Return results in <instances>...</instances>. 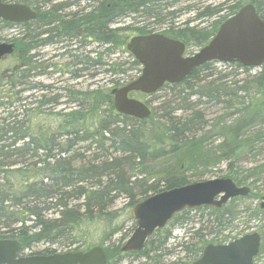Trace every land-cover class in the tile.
<instances>
[{"label": "trees", "instance_id": "16d2710c", "mask_svg": "<svg viewBox=\"0 0 264 264\" xmlns=\"http://www.w3.org/2000/svg\"><path fill=\"white\" fill-rule=\"evenodd\" d=\"M17 1L32 6L37 15L33 23L28 22L20 25L26 30L22 34H18L17 40L14 41L18 51L22 49L29 52L36 49L39 35L45 32L42 30L40 33V29L43 28L46 21L54 20L56 25L52 26L51 30L49 29L52 32L50 34L52 42L55 36L62 35L65 38H70L76 35L77 38L81 37L83 40L90 38L99 47H104L103 52H96L97 60L85 56L80 59L79 56H74L75 60L79 62L77 65L80 64L86 69L87 66H93L96 67V70L101 67H109L105 68L104 73L109 72L115 75L126 73L127 69L120 67L127 63L132 70L137 69L138 73L141 72L140 65L127 51L126 45L133 37H130L131 33L137 36L150 35L155 32L150 28V24L142 23V20L138 21L137 25L139 24V26L112 27L111 25L134 14L140 15L139 19L147 17L154 20L162 9H168L175 0H93V8L88 12L80 10L67 17L60 15L59 10L53 8L49 11L48 19L47 11H42L39 6L38 1L40 0L36 2ZM249 3L256 7L257 13L264 21V0H246L244 5ZM244 5H241L240 2L232 5L230 7L232 11L221 16L218 21L211 24L209 29L197 26L184 28L179 26L175 30L173 28L164 29L161 33L183 42L187 50L191 45L201 49L215 36L220 25ZM209 8L206 7V11L199 13L195 20L211 17L214 15L213 13L221 11L220 6L215 8L213 13ZM152 23H157V21ZM2 26L6 25L2 24ZM93 28L96 31H93ZM28 33H30L29 37ZM116 52L127 54L131 60L111 64L101 62L103 54L115 55ZM22 62L28 63L25 59L19 60V63ZM230 66L244 72L252 69L240 64H231ZM85 68L76 71L81 72ZM76 71L72 73L74 78L79 77ZM215 71L213 63H207L194 69L181 83L175 84L183 85L189 91L186 97L181 98L183 95L180 94L181 96L175 100L179 103L177 109L186 113L180 117H173L172 114L165 115L161 117L163 122L155 120V109L146 120H138L117 113L111 93L115 88L107 91L99 89L85 92L65 89L73 97L70 103L77 102L78 105L77 109L69 107L67 108L69 111L55 113L53 119L57 118V127L61 129L56 132V135L48 134V132L50 133L49 129L43 130V124L38 131H34L31 122L35 121V117L30 115L25 104L19 105L17 112H13L9 110L12 103L5 106L6 103L2 102L0 107H6L8 114L5 117H0V175H3V177L0 176V181H2L0 182V239L19 241L21 252L39 242L46 241L55 244L57 240L66 242L67 247L77 245L72 251H83L81 249L86 241L81 242L84 237L80 234L82 226L87 222L94 221L96 217L102 216L107 208V203L111 204L120 192L127 194L130 198V205L133 207L149 196L192 183L186 176V170L201 164L208 165L210 160L214 159L210 156H216L215 152H210L208 149L205 136L203 137L202 134L206 127V120L204 121L203 111L197 108L199 103L204 105L210 101L224 103L223 99L231 101L243 99L239 96L242 93L253 95L252 98L255 97L242 108L243 117L241 119L238 118L231 125L224 123L219 129L221 135L225 137L222 147L227 148L225 151L221 149V153L231 157L240 155L244 148L242 139L246 135L245 130L253 124L254 120L252 119L257 117L264 119V65L247 79L231 83L226 80V75L215 73ZM22 75L24 78L25 75ZM134 79L131 78L128 83ZM128 83L121 86L115 82L116 86L120 87ZM164 86H169V84ZM192 95L198 98L196 105H192L189 100ZM203 98L207 100L203 102ZM56 99L50 100V104L54 102L57 105ZM39 104L42 107L46 103L40 100ZM20 108H24L21 113L18 112ZM172 111L174 109L169 113ZM40 114H42V110L35 113L36 116ZM20 116L23 118L20 119ZM57 136L64 138V144L61 142L57 144L60 140L57 139ZM20 142L23 143L21 147L18 145ZM85 142L88 143L87 146H80ZM93 145L104 152L103 158H101L103 160L99 161L98 166L88 164L76 167L74 163L79 160L78 157L81 158L84 154L77 150L90 151ZM109 150L113 151L112 154ZM36 152H43L44 159L42 161L28 167L15 168L17 162L11 159L16 157L23 159L28 154L32 158L35 157ZM32 153L35 154L32 155ZM114 153L122 155L119 163H117L118 159L112 158ZM97 159L100 158L97 156ZM170 161L172 163L168 164ZM155 164L159 166L157 170H148L149 165ZM37 165L42 166L37 169ZM127 165L142 167L145 172L152 173L151 183L148 184V179L142 180V178L134 182L126 180L122 173V167ZM104 176L107 178L105 183L102 181ZM86 184L92 188H86ZM75 199L83 200V203L72 204V200ZM53 205H59L60 209L57 210L59 211L58 216L50 219L45 216L44 212L51 209ZM192 211L201 213V221L206 218L204 221L206 226L196 229L194 237L190 236V238L188 237L189 233H186V238L183 237V240L179 242V251L184 252L185 259H187L184 264H191L200 257L204 246L209 243L205 239L204 232L206 230L210 229L212 232L217 228L226 227L235 215L227 205L221 208L201 207L176 214L168 225L180 223L183 227L194 217H191ZM27 222H32V226H28ZM168 225L163 229L156 230L139 252L123 253L122 246L118 245L116 247L118 255L148 257L150 253L156 252L155 254H157L172 238V232ZM261 238L264 240V231L261 233ZM53 253L55 252L44 250L42 253L35 254L50 255ZM179 262L181 261L173 264H180ZM156 264L158 263L156 262Z\"/></svg>", "mask_w": 264, "mask_h": 264}, {"label": "rangeland", "instance_id": "374dc122", "mask_svg": "<svg viewBox=\"0 0 264 264\" xmlns=\"http://www.w3.org/2000/svg\"><path fill=\"white\" fill-rule=\"evenodd\" d=\"M36 1L37 0H30V2ZM57 1L58 2H51V6L59 3L67 6V10L61 11L62 15L77 13L81 9H84L87 4V2L83 0ZM173 2V5H169L170 7L168 9L161 10V13L155 18L156 20H153V18L148 19L147 17L139 19L140 15L134 14L120 19L116 24L111 26H139L137 23L139 20H142V23L150 24V28L154 30L155 33H161L164 29L169 28L175 30L179 26L181 28L186 26H197L198 28L209 29L211 28V24L218 21L221 16L232 11L230 8L232 5H235L238 2H240L241 5H244L246 0H175ZM38 3L41 7L40 1H38ZM92 5H94V3ZM219 6L221 7V11L213 13L214 9ZM206 7H210L209 10L214 15L195 20L199 13L206 11ZM153 21H157V23L153 24ZM165 26L168 27L165 28ZM45 28L47 27L40 29V33ZM16 30L18 31V35L25 32L24 30L26 29L23 26L18 25ZM9 34V28L0 27V42L6 39ZM134 35L136 34L131 33L130 37ZM45 38L46 37L42 32L38 37V46L36 49L32 50V54L36 56V59L30 67L32 70V77L21 78L22 80L20 82V75H18L14 79V83L12 80L6 78V76H2L4 70H11V68L14 67V59L10 57L0 63V104L4 102L6 103L5 106H7L12 103L9 110L13 112H17L19 105L21 106L25 104L26 109L30 111V115L35 117V121L31 122V127L34 131H38L43 124V130L49 129L50 133L48 132V134L56 135V132H59L61 129L60 127H57V118L53 119L55 113L69 111L67 109L69 107L77 109L78 103H70V100H72L71 98L73 97L65 89L74 92L96 91L99 89L107 91L108 89L112 90L113 88L120 87L116 86L115 82L122 86L128 83L131 78H136L140 74L137 69L132 70L128 63L120 67L121 69H127L126 73L115 75L109 72L107 74L104 73L105 68L109 67H101L96 70V67L87 66L86 69L80 64L77 65L79 62L74 63L76 58L74 56H79L80 59L85 56L90 57L92 60H97L98 56L96 55V52H103L104 47H99L98 44L90 38L83 40L81 37H78L76 40L65 42L64 38L59 36L57 37V43H53V45L50 44V46H46L44 41H42ZM198 50L199 48L191 45L188 47L186 54L192 55ZM57 54H64V56L54 58ZM130 60L131 59L127 54L120 52H116L115 55L103 54L101 56V62L108 64L129 62ZM213 67L216 70L215 73L226 75V80H228L229 83L247 79L250 75L259 71V68H252L251 70L244 72L241 69H236L235 67L230 66V64L216 62L213 63ZM81 68H85V70L81 72L76 71ZM75 71L79 76L78 78L73 77L72 73ZM200 83L202 84V82ZM194 90H197V88H194ZM188 92L189 91H187L183 85L177 86L175 84H169V86H164L151 95L134 92L131 93L130 96L145 102L152 110L155 109V120L163 122L164 120H162L161 117L165 115L172 114L173 117H180L186 113L185 111L177 109L179 103H177V101L175 102V100L181 96L180 94L183 95L181 98L184 96L186 97ZM239 96L243 99H234L233 101L223 99L224 103L210 101L204 105H201V103L197 104V108H200L205 115L204 121L206 120V127L202 133L203 137L205 136L206 145L210 152H215L216 156L203 155L205 157L210 156L214 159H211L208 165L201 164L186 170L188 180L191 182H202L219 178H231L239 186H245L250 189L249 196L235 198L233 199V203H231V200L226 204L235 214L232 217V221L226 227L217 228L212 232L209 229L204 232L205 239L209 243H225L247 233L258 232L261 234L264 231V211L259 208V204L264 198V119L262 120L260 117L252 119L254 120L253 124L249 125L245 130L246 135L243 136L242 139L244 140V148L240 155L231 157L228 154L221 153V149H224L225 151L227 148L222 147L225 142V137L221 135L222 133L219 129L224 123L231 125L234 124L238 118L241 119L243 117L242 108L248 104L250 99L255 98H252L253 95L250 96L245 93H242ZM55 98H57L56 100L58 104L55 105L54 102L50 104L49 101ZM40 100H43L46 103L42 107H40L39 104ZM189 100L192 105H196L198 98L197 96L192 95ZM206 100L207 99L205 98L202 99L203 102ZM23 109L24 108H20L18 112L21 113ZM172 109H174V111L169 113ZM41 110L42 114L36 116L35 113H38ZM7 114L6 107H0V117H5ZM20 117V119L23 118V116ZM57 139H60L57 144H60V142L64 144V138H59V136H57ZM18 145L21 147L23 143L20 142ZM87 145L88 143L86 142L80 144V146ZM109 151L112 154L113 151ZM77 152L82 154L84 152V154L83 157H78L79 160L74 163L76 167L86 166L88 164H95V166H98L99 161L103 160L101 158H103L102 154H104V152L101 151V149H97V146L95 145H93L90 151L77 150ZM34 154L35 153H32V155ZM194 154H196V151H194ZM42 155L43 152H36L35 157L32 158H30L28 154V156H25L23 159H17L16 157L11 160L17 162L15 168L19 166L28 167L29 165L31 166L34 163L42 161L44 159ZM97 156L100 159H97ZM121 156L122 155L119 153H114L112 158L118 159L117 163H119ZM171 163L172 161L168 164ZM41 166L42 165H37L36 168L38 169ZM158 167V164L149 165L148 170H157ZM177 167L178 165L176 168ZM122 171L125 179L129 182H134L141 178L142 180L148 179V184L152 181V173L145 172L142 167L127 165L122 167ZM0 176L3 177V175ZM106 180V176L102 177L104 183ZM86 188L91 189L92 187L86 184ZM134 192H136V190ZM75 202L81 204L83 203V200H72V204ZM58 209H60L59 205H53L51 209L44 212L45 216L50 219L57 217L59 212L57 211ZM131 209L130 198L127 194L120 192V194L112 200L111 204L107 203V208L102 216H98L94 221L87 222L82 226L80 234L84 237L81 242L83 243V241H86V244L83 245V249L81 250H87L89 247L91 248L96 245L102 246L107 253V264H156V262L158 264H173L177 261H181L179 263L184 264L187 259H185L184 252L179 251V242L183 240V237L186 238V233H189L188 237H192L196 229L201 226H206V223H204L206 218L201 221V213L192 211L191 217H194H192L191 221L187 224L183 225V227H181L180 223L168 225L172 232V238L168 240L165 248L158 251L157 254H155L156 252L150 253L148 257L124 254L118 255L116 247L118 245L122 246L132 235L135 228V220L132 218ZM27 225L32 226V222H27ZM65 243L66 242H63V240H57L55 244H50L46 241L39 242L32 245L30 248L25 249L20 254L30 255L42 253L44 250L62 253L72 251V249L77 246L71 245L70 247H67L68 244ZM260 258H264V240L261 241L260 245Z\"/></svg>", "mask_w": 264, "mask_h": 264}, {"label": "water", "instance_id": "95a60500", "mask_svg": "<svg viewBox=\"0 0 264 264\" xmlns=\"http://www.w3.org/2000/svg\"><path fill=\"white\" fill-rule=\"evenodd\" d=\"M36 12L23 3H4L0 0V19L22 24L36 19ZM127 51L141 66V74L127 85L112 90L117 113L138 120H146L152 109L130 96L156 93L165 84H179L194 69L211 62L239 63L245 67L264 64V21L253 4L242 7L225 20L211 41L192 55H186L183 42L164 34L137 35L127 45ZM14 50L11 43H0V60ZM247 187H238L231 179L219 178L190 183L165 190L136 203L131 209L135 220L132 235L123 244L122 252H138L153 233L166 227L173 217L187 209L221 207L229 200L249 194ZM264 210V198L260 204ZM260 235L252 233L228 244H208L201 256L191 264H254L259 252ZM21 253L15 239H0V264H106L102 246L86 251L56 252L50 255Z\"/></svg>", "mask_w": 264, "mask_h": 264}, {"label": "flooded vegetation", "instance_id": "af4514ba", "mask_svg": "<svg viewBox=\"0 0 264 264\" xmlns=\"http://www.w3.org/2000/svg\"><path fill=\"white\" fill-rule=\"evenodd\" d=\"M3 2L4 3H22V2H19V1H17V0H3ZM23 4H25V3H23ZM27 5V4H26ZM58 5V6H57ZM55 4L54 6H51V7H49V8H44V10L45 11H47L46 12V16H47V19H48V16L50 15V13H49V11L50 10H52L53 8L54 9H58L59 11H58V13L60 14V15H62L61 14V8H60V4ZM29 6V5H28ZM93 6V5H92ZM32 9H33V7L32 6H30ZM93 8V7H92ZM34 10V9H33ZM73 14H75V13H73ZM72 14H67V15H63V16H67V17H70ZM94 16V15H93ZM93 19H94V17H93ZM95 20V19H94ZM0 23H2V24H5L6 26H2V24L0 25V27L1 28H3V27H5V28H9V36L6 38V39H4L2 42H6V43H11V44H13V46H14V50H13V52L10 54V55H8V56H5V57H3L1 60H0V63L3 61V60H6L7 58H13L14 59V67L13 68H11V70H4V73H2V76L3 77H5L6 76V78H8V79H10V80H12L13 82H14V79L18 76V75H20V81L22 80L21 78L23 77V75L22 74H24L25 75V77L24 78H27V77H32V70L30 69V67H31V65L33 64V61L36 59V56H34L33 54H32V50H30L29 52H26L25 50H19L18 51V48H17V45H16V43L14 42V41H16L17 40V33H18V31L16 30V28H17V26L18 25H23V24H25V23H22V24H16V23H11V22H7V21H4V20H2V19H0ZM30 23H33L34 22V20H32V21H29ZM26 23H28V22H26ZM45 25L43 26V27H47V28H45L44 29V31L45 32H43V34L45 35V39L43 40L44 41V44L46 45V46H50V44L51 45H53V42H52V40H50V34L52 33L51 31H49V29L51 30V27L52 26H55L56 25V21H52V22H49V20L48 21H46L45 23H44ZM96 24V23H95ZM95 24H93V25H95ZM47 31V32H46ZM93 31H96V30H94V28H93ZM31 33H32V31H31ZM30 36V33H28V37ZM1 43V42H0ZM60 56H64V54H61V55H59V54H57V55H55L54 56V58H56V57H60ZM23 59H25L28 63H24V62H22V63H19V60H23ZM76 62H78V60H75ZM15 83V82H14ZM107 261H108V258H107ZM107 264V263H106Z\"/></svg>", "mask_w": 264, "mask_h": 264}, {"label": "bare ground", "instance_id": "6f19581e", "mask_svg": "<svg viewBox=\"0 0 264 264\" xmlns=\"http://www.w3.org/2000/svg\"><path fill=\"white\" fill-rule=\"evenodd\" d=\"M53 1L54 2L55 1L58 2L57 0H40L41 8H42L41 10L45 12L44 8H49L51 6V2H53ZM83 1H86L87 4L85 5L84 9H81V10H83L84 12H88V10L92 8V4L94 3V1L93 0H83ZM59 4H60V8H61L62 11L67 10V6L65 4L64 5L62 3H59ZM58 35H61V34L58 33ZM70 36H72V35H70ZM62 38H64L65 42L77 39L76 35L73 36V37H70V38H65V36H62ZM53 43L54 44L57 43V36H55L53 38ZM140 68H141V66H140Z\"/></svg>", "mask_w": 264, "mask_h": 264}]
</instances>
